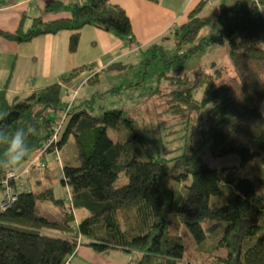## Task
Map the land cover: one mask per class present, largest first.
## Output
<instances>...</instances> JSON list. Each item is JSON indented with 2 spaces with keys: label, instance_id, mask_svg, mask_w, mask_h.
Listing matches in <instances>:
<instances>
[{
  "label": "trees",
  "instance_id": "16d2710c",
  "mask_svg": "<svg viewBox=\"0 0 264 264\" xmlns=\"http://www.w3.org/2000/svg\"><path fill=\"white\" fill-rule=\"evenodd\" d=\"M207 2L201 0L185 23L160 40L172 39L176 50L186 48L185 55L168 57L159 44L138 45L145 57L142 75L152 59L163 61L153 94L167 96L166 111L195 116L197 126L186 135L190 153L155 157L137 121L120 109L92 116L69 107L59 140L46 147L55 115L70 105L64 86L91 69L73 68L58 82L13 102L6 96L8 78L0 89V128L35 130L29 133L30 151L24 161L45 147L44 156L56 152L70 136L77 153L74 165L67 161L61 166L59 183L66 192L59 197L46 162L44 167L28 166L16 180L7 178L16 170L0 169V195L6 186L22 187L0 210V264H65L79 244L96 253L138 252L127 264H192L184 261L182 225L197 244L206 243L199 249L210 245V254L227 250L225 257L213 256V264H264V173L253 170L237 176L235 166L213 168L198 154L208 146L213 157L237 155L242 165L264 166V0L221 7L219 33L201 37L212 22L211 16L203 15ZM44 11H67L70 17L50 22L37 17L28 27L22 17L14 32L0 29V36L27 43L67 30L68 51L75 53L80 30L89 25L137 44L129 17L108 0L52 1ZM212 44L227 45L235 77L224 79L222 68L210 72L199 67L193 77L185 72V59ZM125 67L118 62L106 69ZM98 77L93 73L85 82H98ZM108 129L114 131V141ZM122 174L127 182L118 184Z\"/></svg>",
  "mask_w": 264,
  "mask_h": 264
},
{
  "label": "crops",
  "instance_id": "0c3cea01",
  "mask_svg": "<svg viewBox=\"0 0 264 264\" xmlns=\"http://www.w3.org/2000/svg\"><path fill=\"white\" fill-rule=\"evenodd\" d=\"M52 1H60L64 4L82 2V0H0V29L5 32H14L22 17H25L26 27L30 26L32 20L37 17H40L43 22L70 17L67 11L46 13L44 7ZM108 1L125 11L130 19L137 44L127 43L104 30L89 25L80 30V41L75 53L68 51L71 32L67 30L41 35L27 43H16L0 36V89L9 78L6 96L16 99V96L22 93L26 97L35 90L58 82L61 75L80 66H88L91 69L90 72L84 71L80 74L83 76V73H87L83 81L93 73L99 76L113 70L114 68L106 69L113 63L120 62L126 66L124 68L126 69L127 60L140 55L138 45L147 47L151 44H159L163 47L171 39L160 41L161 38L185 23L188 13L201 0ZM250 1L252 0H208L203 15L218 17L221 7H233L239 2ZM209 28L201 31L200 36L208 37ZM76 79L64 87H74ZM14 99L8 101H18ZM42 158L41 161H43ZM56 159L55 157V161L50 163L46 160L53 186L56 183L60 184L61 178V171L57 164L60 161ZM27 167L28 164L24 161L16 172L23 177L28 170ZM79 240L81 242V237ZM223 254L219 256L227 255ZM138 255L136 251L127 253L118 249L96 253L90 247L79 244L65 264H127L132 260L134 262Z\"/></svg>",
  "mask_w": 264,
  "mask_h": 264
},
{
  "label": "rangeland",
  "instance_id": "374dc122",
  "mask_svg": "<svg viewBox=\"0 0 264 264\" xmlns=\"http://www.w3.org/2000/svg\"><path fill=\"white\" fill-rule=\"evenodd\" d=\"M209 27V36L219 33L221 26L217 16H212ZM163 50L168 57L186 54V48L180 51L175 49V43L172 39L163 46ZM144 59L145 57L142 55L130 57L126 62L128 65L126 69L106 71L99 75L98 82L94 83L83 81L87 75V73H83V76L76 79L74 87H65L68 90V94H64L65 99L70 102L71 108L85 109L92 116H99L104 111L111 109L126 111L128 116L137 121L147 148L155 157L171 159L178 155L190 153L186 135L197 126L195 116L192 115L188 118L187 116L172 115L166 111L167 96L153 94L159 85L157 77L163 70V61L158 58L152 59L143 69L145 74L142 75ZM199 67L210 72L214 71L215 68H222L224 79L236 76L226 44H212L207 46L205 50L197 51L185 59L184 70L191 77ZM137 82H140V85H133ZM161 86L164 87L165 83H162ZM163 90L168 91L167 89ZM7 98L11 101L15 97L8 95ZM24 98L25 96L21 93L14 100L20 101ZM107 134L113 141L115 140L113 130L108 129ZM76 153L74 137L70 136L61 149L46 154L42 159L44 162L47 160L50 163L54 162L56 157L60 161L56 162L59 171H61V166L67 161L74 165L72 158ZM198 154L213 168L235 166L237 176L246 175L253 170H256L257 173H264V166H259L255 162L242 165L237 155L213 157L208 146L200 149ZM117 182L118 184L126 183V176L120 175ZM53 187L56 197L63 196L66 192V189L58 183L54 184ZM76 217L78 216L76 215ZM170 231L172 232V229ZM179 234L186 247L184 261H189L192 264H213V256L227 254L225 248L210 254L206 251L210 245H207L205 250L199 249L203 248L206 243L197 244L183 225L180 227Z\"/></svg>",
  "mask_w": 264,
  "mask_h": 264
},
{
  "label": "clouds",
  "instance_id": "9594fccd",
  "mask_svg": "<svg viewBox=\"0 0 264 264\" xmlns=\"http://www.w3.org/2000/svg\"><path fill=\"white\" fill-rule=\"evenodd\" d=\"M34 129L25 130L17 128L14 131L0 128V145H3V152L0 154V169L4 171L18 169L28 155V136Z\"/></svg>",
  "mask_w": 264,
  "mask_h": 264
},
{
  "label": "built area",
  "instance_id": "2783aa9c",
  "mask_svg": "<svg viewBox=\"0 0 264 264\" xmlns=\"http://www.w3.org/2000/svg\"><path fill=\"white\" fill-rule=\"evenodd\" d=\"M69 107L70 105L55 115L54 120L51 125L52 134H51L50 139H48V142L46 143V147L50 146L51 143H55L59 140L66 126L67 120L69 118ZM43 149H39L28 156L26 160L28 163V166H31L33 164H37L40 167L45 166V162L41 161V158L44 156ZM7 178L14 179V180L20 179V174H18L15 171H10L7 174ZM5 186H6V183H5ZM21 188L22 187L16 188L13 186L12 187L6 186V188L3 191H1V195H0V210L1 211H4L10 205V203L13 200H15L17 191L20 190Z\"/></svg>",
  "mask_w": 264,
  "mask_h": 264
}]
</instances>
